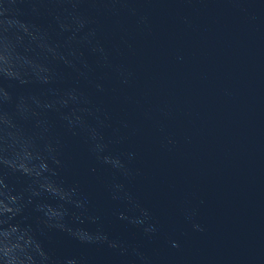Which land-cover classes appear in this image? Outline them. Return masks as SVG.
Instances as JSON below:
<instances>
[{"label": "water", "instance_id": "95a60500", "mask_svg": "<svg viewBox=\"0 0 264 264\" xmlns=\"http://www.w3.org/2000/svg\"><path fill=\"white\" fill-rule=\"evenodd\" d=\"M0 264H264V23L0 0Z\"/></svg>", "mask_w": 264, "mask_h": 264}]
</instances>
